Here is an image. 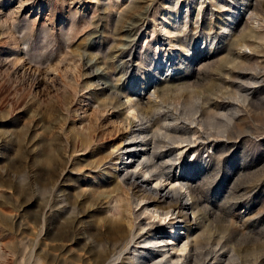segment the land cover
I'll return each instance as SVG.
<instances>
[{
	"label": "rangeland",
	"instance_id": "1",
	"mask_svg": "<svg viewBox=\"0 0 264 264\" xmlns=\"http://www.w3.org/2000/svg\"><path fill=\"white\" fill-rule=\"evenodd\" d=\"M247 2L0 0V264H131L119 182L141 173L118 147L147 125L196 141L170 146L161 188L183 198L192 174L196 252L264 264V0Z\"/></svg>",
	"mask_w": 264,
	"mask_h": 264
},
{
	"label": "bare ground",
	"instance_id": "2",
	"mask_svg": "<svg viewBox=\"0 0 264 264\" xmlns=\"http://www.w3.org/2000/svg\"><path fill=\"white\" fill-rule=\"evenodd\" d=\"M243 1L244 5L248 3V0ZM163 24L165 25V32L170 34L167 21H163ZM159 65H163V62H160ZM162 79H158V82ZM157 92L158 90L155 89L152 95L156 96L159 93ZM124 104H128L127 109L136 112L138 117L141 116L144 120L148 119V111L143 109L139 99L135 100L128 97ZM136 113H132V116L136 117ZM127 119L131 118L127 117ZM132 122L133 120H131ZM192 122L203 124L202 120H198V118H193ZM149 130L150 125L142 126L132 135H128L118 147L120 158L125 159L127 163L126 169L136 167L141 173V176H138L139 172L137 173L136 170L133 172L126 171L123 175L121 174L123 178L119 182L123 192L127 196L131 192L132 196V199L129 197L131 201L129 200L125 204L127 214L124 216L130 222L133 230L136 229L132 232L130 245L127 247L129 262L131 264H233L230 259L225 261L223 254L217 250L215 253L208 251L206 254L196 252V249L203 244H200V235L196 233V228L193 227L192 223H189L192 219L197 227L200 226L198 217L201 208H199L198 200L192 196L197 188L191 177L192 174H188L184 181L180 182V188H186L189 193L183 198L176 189L167 192H163L161 189L163 183L172 178L168 172L170 170L168 163L174 161L170 146L178 145L180 150L183 148V146L180 147L182 143L188 142L187 145L189 146L196 141H191L189 137H185V133L178 134L174 128L166 129L161 138L149 137ZM147 177L154 178V184L150 185L147 182L149 179ZM132 203L135 204L134 208ZM120 206L118 202L115 205L117 208ZM166 222L171 225L173 233L171 249L181 252L182 255L173 254L170 249H166L169 246L168 243L164 242ZM181 225L185 231L175 233L181 230L176 229ZM123 230L124 227L121 224L110 222V242L116 244L120 241ZM207 231L206 228L204 232ZM126 250L124 249V251ZM201 254L204 257H198Z\"/></svg>",
	"mask_w": 264,
	"mask_h": 264
}]
</instances>
